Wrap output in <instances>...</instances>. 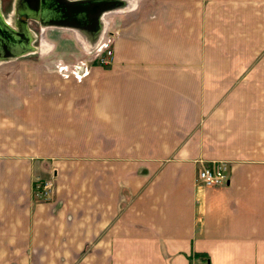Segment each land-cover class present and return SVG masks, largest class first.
Instances as JSON below:
<instances>
[{
    "label": "crops",
    "instance_id": "crops-1",
    "mask_svg": "<svg viewBox=\"0 0 264 264\" xmlns=\"http://www.w3.org/2000/svg\"><path fill=\"white\" fill-rule=\"evenodd\" d=\"M63 1L0 48V264H264V0Z\"/></svg>",
    "mask_w": 264,
    "mask_h": 264
},
{
    "label": "water",
    "instance_id": "water-1",
    "mask_svg": "<svg viewBox=\"0 0 264 264\" xmlns=\"http://www.w3.org/2000/svg\"><path fill=\"white\" fill-rule=\"evenodd\" d=\"M92 4L93 5L88 1L81 3H67L63 0H52L51 2L48 0L47 4V2L45 3V1L42 0V3L39 5L33 3V9L39 17L37 15L26 16L23 14L22 12L25 11L26 7L22 5L17 12L19 17L18 27L21 31H15L7 26L3 22L0 14V48H15L16 50L27 48L26 42L29 38V31L26 28V21L29 18L33 20L41 18V21L56 20L57 22L69 20L70 17L73 20H79L81 17L87 19L88 16H96L102 10L101 5H98L97 3Z\"/></svg>",
    "mask_w": 264,
    "mask_h": 264
},
{
    "label": "built area",
    "instance_id": "built-area-1",
    "mask_svg": "<svg viewBox=\"0 0 264 264\" xmlns=\"http://www.w3.org/2000/svg\"><path fill=\"white\" fill-rule=\"evenodd\" d=\"M105 48L104 54L98 60L100 65H107L111 60V48L109 46ZM227 172L228 165L226 162L201 163L200 168L196 172L195 183L205 188L219 187L227 182ZM52 192L53 182L51 180L37 181L33 186L35 201L50 200Z\"/></svg>",
    "mask_w": 264,
    "mask_h": 264
},
{
    "label": "rangeland",
    "instance_id": "rangeland-1",
    "mask_svg": "<svg viewBox=\"0 0 264 264\" xmlns=\"http://www.w3.org/2000/svg\"><path fill=\"white\" fill-rule=\"evenodd\" d=\"M13 1L14 0H1L2 3V15L3 18L5 17H9L11 18V14L13 13V19H12V23L13 24L12 28L21 31V29H19L18 27V18H17V13H16V7L13 10ZM1 14V13H0ZM1 15V16H2ZM36 25V24H35ZM33 23H30L29 25H27V30L29 31V35H30V44L32 46H39V45H46L48 44V40L50 41L49 37H45L46 34H44L41 31V28H39L38 25L35 26ZM38 27V28H37ZM24 31V30H23ZM108 39H104L103 43L101 44V47L105 48L108 44L107 41ZM52 57H56L54 60L59 61L60 58L58 55H56L55 53L53 55H51ZM31 57H35V56H31ZM42 57V56H41ZM51 57V58H52ZM48 61V59H46ZM53 61V60H52ZM36 264H39L38 262H36Z\"/></svg>",
    "mask_w": 264,
    "mask_h": 264
},
{
    "label": "flooded vegetation",
    "instance_id": "flooded-vegetation-1",
    "mask_svg": "<svg viewBox=\"0 0 264 264\" xmlns=\"http://www.w3.org/2000/svg\"><path fill=\"white\" fill-rule=\"evenodd\" d=\"M65 2L68 3V1H65ZM33 3H34V0H14L12 6H13V10L16 7V13H17L20 6L24 5L26 8H25V11L22 10L23 11L22 13L25 14L26 16H34V15H37V13L33 9L34 8ZM2 11H3L2 3L0 0V13H1V15H2ZM37 16L39 17V15H37ZM11 18L13 19V13L11 14ZM11 18H10V16L8 18L4 16V18H3V15H2L3 22L9 27H11V23H12ZM17 18H19L18 14H17ZM70 20L74 21L71 17H70ZM76 21H78V20H76ZM12 26H13V24H12Z\"/></svg>",
    "mask_w": 264,
    "mask_h": 264
}]
</instances>
